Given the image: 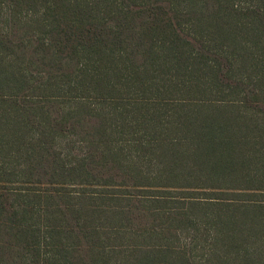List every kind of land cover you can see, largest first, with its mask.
Returning a JSON list of instances; mask_svg holds the SVG:
<instances>
[{"label": "trees", "instance_id": "1", "mask_svg": "<svg viewBox=\"0 0 264 264\" xmlns=\"http://www.w3.org/2000/svg\"><path fill=\"white\" fill-rule=\"evenodd\" d=\"M0 264H264V0H0Z\"/></svg>", "mask_w": 264, "mask_h": 264}]
</instances>
